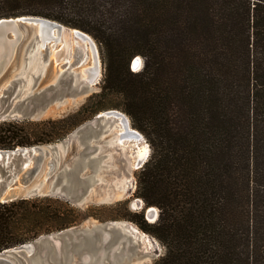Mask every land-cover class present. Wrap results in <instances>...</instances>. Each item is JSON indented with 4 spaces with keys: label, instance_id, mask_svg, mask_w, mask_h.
<instances>
[{
    "label": "trees",
    "instance_id": "obj_1",
    "mask_svg": "<svg viewBox=\"0 0 264 264\" xmlns=\"http://www.w3.org/2000/svg\"><path fill=\"white\" fill-rule=\"evenodd\" d=\"M21 15L89 32L105 69L90 112L122 108L150 143L134 193L157 218H111L161 241L156 264H264V0H0V18ZM88 103L0 120V150L63 138ZM83 217L58 196L0 201V251Z\"/></svg>",
    "mask_w": 264,
    "mask_h": 264
},
{
    "label": "rangeland",
    "instance_id": "obj_2",
    "mask_svg": "<svg viewBox=\"0 0 264 264\" xmlns=\"http://www.w3.org/2000/svg\"><path fill=\"white\" fill-rule=\"evenodd\" d=\"M35 33V29L33 28L23 32L13 59L0 76V90L4 86L9 85L12 95L20 89L19 97H23L47 87L50 83L58 81L57 79L61 72L60 66L67 60L73 61L74 57L72 53L77 43L81 45L84 53L79 57L77 64L73 66V72L83 75L86 72L83 69L94 64L93 51L88 39L77 41L78 38L75 37L74 33L64 32L61 35L62 38L58 39L55 45L51 46V42H49L47 49L42 47L32 49V40H35ZM86 33L93 38L97 45L99 79L93 86L68 95L62 100H57L42 111L37 118L30 120L60 118L76 112L89 102L88 110L83 112L88 118L73 127L63 138L55 142L43 144L45 150H47V154L43 158L41 170L33 183L38 184L43 189L56 187L60 183L59 179L63 170L76 169V175L83 178L84 181L86 180V186L81 189L83 196H81L82 194L78 195L77 191L67 194L60 189H57V192L52 194V196L67 199L76 212L80 216H84L79 222L68 226V228H87L89 225L95 227L103 225L106 222L117 221L119 222L117 225L122 226V230L126 233L124 232L119 236L115 245L119 246L122 249L121 252L124 254L119 253L117 259H112V256L109 259L105 257L101 264H156V261L165 251V246L161 241L148 232H146L147 236L145 239L141 238L139 241L138 237L126 228V224H132V228L142 230L135 222L121 217L116 219L111 218L113 210L117 213H124L127 210L143 212L144 210L143 208H137L133 202L134 198L138 197L134 192L137 171L140 169L134 163L136 161L135 151L137 147L147 144L143 139L138 140L139 142H136L134 139H124L120 142L119 131L121 125L117 120L100 117L96 121L97 123L94 122L98 113L113 107L102 108L95 113L90 112L92 110L90 105L93 106L98 98L95 97L89 100V97L101 90L105 69L99 43L89 32ZM9 36H13V34L9 33ZM67 47H69L70 54H67ZM56 51L59 52L57 60H55L54 56ZM138 56L141 58V65L134 70L140 69L143 65V57L141 55ZM20 77L25 78L26 82L17 83L16 80ZM69 78L66 76V80H64V84L61 83V87L64 88L66 86L68 88L70 86L68 84ZM74 80H76L75 77ZM100 100L101 103L108 104L116 102L118 97L110 95ZM116 109L126 113L120 107ZM128 117L130 118L129 115ZM130 125L138 129L133 125L131 118ZM139 131L146 138L145 134L141 130ZM146 141L149 143L147 138ZM150 154L151 146L147 159ZM50 160L54 164L47 178L45 177V173L49 170L50 166L48 163ZM5 174L6 169L0 168V175ZM87 187L88 191L86 192L85 189ZM155 207L157 210L156 219L159 209L157 206ZM145 218L150 222L155 220L153 218L148 219L146 216ZM120 222L123 223L120 224ZM148 238L151 240L150 242ZM71 259L70 264H85V261L91 260L89 256H80L78 254H75Z\"/></svg>",
    "mask_w": 264,
    "mask_h": 264
},
{
    "label": "water",
    "instance_id": "obj_3",
    "mask_svg": "<svg viewBox=\"0 0 264 264\" xmlns=\"http://www.w3.org/2000/svg\"><path fill=\"white\" fill-rule=\"evenodd\" d=\"M32 28L36 32L35 40H32V49L40 47L47 49L49 42H51V46L55 45V42L60 39L59 35L61 32L74 33L75 37L78 38L77 41L88 39L93 51L94 64L85 67L83 70L88 72L89 68H93L95 71H93V76H83L73 72V66L77 64L79 57L84 53L81 45L77 43L72 53L74 57L73 61L67 60L60 66L61 72L57 79L58 81L50 83L47 87L23 97H19L20 89L12 95L9 85L1 88L0 120L16 118L35 119L57 100H62L68 95L87 89L93 86L99 79L98 49L93 38L79 28L70 27L57 20L38 15L0 18V76L13 59L23 32ZM39 31L42 34H39ZM9 33H12L13 36H9ZM66 49L67 54H70L69 47ZM58 53L56 51L54 54L55 60H57ZM140 65V62L137 64V57H135L131 63L132 68L135 69ZM66 76L70 77L68 79L70 86L63 88L61 87V83L64 84ZM74 77L76 80H74ZM16 82L25 83L26 80L20 77L17 78ZM120 116L128 120L124 128L126 127L127 131L132 134L140 135V140L143 139L147 144L148 154L146 157L136 158L135 161L136 167L140 168L147 160L150 145L144 135L130 125L128 115L116 108H109L98 113L94 122L97 123L98 118L103 117L105 119L117 120L121 125ZM119 136H121L120 133ZM46 154L47 150H45L43 144L16 147L12 150H0V168L6 169V174L0 175V201L52 195L57 192V189L63 190L67 194L77 191L78 195L82 194L81 196H83L81 189L86 186V180L84 181L83 178L76 175V169L63 170L59 179L60 183L56 187L43 189L38 184L33 183L41 170L43 158ZM53 164V161L50 160L48 163L50 167L45 173V177H49ZM78 166L80 165L78 164ZM85 190L87 192L88 187ZM133 202L137 208L144 209L143 213L146 217L152 215L153 211H151V207L153 205L145 206L140 197H135ZM117 223L119 222L110 221L95 227L89 225L87 228L67 227V229L65 228L55 233L42 234L31 241L0 251V264H70L71 258L75 254L89 256L91 260L87 259L88 261H85V264H101L105 257L109 259L110 256H112V259H117L119 253H124L121 252L122 249L116 246L115 243L118 241L119 236L125 232L122 230V226L117 225ZM122 223L120 222V224ZM126 225L127 230L136 235L139 241L141 238L144 240L147 236V233L139 228H132V224Z\"/></svg>",
    "mask_w": 264,
    "mask_h": 264
},
{
    "label": "bare ground",
    "instance_id": "obj_4",
    "mask_svg": "<svg viewBox=\"0 0 264 264\" xmlns=\"http://www.w3.org/2000/svg\"><path fill=\"white\" fill-rule=\"evenodd\" d=\"M63 33L64 32H61L60 33L59 38H62L61 35ZM39 34H42V32L39 31ZM137 60H139V62L141 64V58H140V56L137 57ZM93 71H95V70H93V68H89L88 69V72L86 71L85 74H83V76H87V75L88 76H93ZM121 118L122 117L120 116V120H121L122 124H121V129L119 131V133L121 134V136L119 138V141L122 142L123 141V138H124V139H134L136 142H139L138 140H140V135H135V134H132L131 132L127 131L126 127L124 128V126H126V124L128 123V120H127V118H122V119ZM147 153H148V147H147V145L143 144L140 147H137V149L135 151V157L136 158H140V157L144 158V157H146ZM134 165H135V163H134ZM151 211H153L152 212V215L151 216L148 215V219H150V218L155 219L156 214H157L156 207H154V206L151 207ZM148 240H149V238H148ZM150 241L151 240H149V242Z\"/></svg>",
    "mask_w": 264,
    "mask_h": 264
},
{
    "label": "snow or ice",
    "instance_id": "obj_5",
    "mask_svg": "<svg viewBox=\"0 0 264 264\" xmlns=\"http://www.w3.org/2000/svg\"><path fill=\"white\" fill-rule=\"evenodd\" d=\"M139 63V60H137V64Z\"/></svg>",
    "mask_w": 264,
    "mask_h": 264
}]
</instances>
